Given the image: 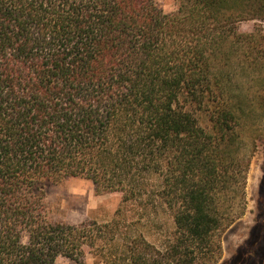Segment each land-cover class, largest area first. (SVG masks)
I'll use <instances>...</instances> for the list:
<instances>
[{
	"label": "trees",
	"instance_id": "trees-1",
	"mask_svg": "<svg viewBox=\"0 0 264 264\" xmlns=\"http://www.w3.org/2000/svg\"><path fill=\"white\" fill-rule=\"evenodd\" d=\"M258 19L264 0H0V264H217L249 165L233 59L264 69V25L238 24ZM68 178L119 194L114 217L55 220ZM128 205L168 216L159 244Z\"/></svg>",
	"mask_w": 264,
	"mask_h": 264
},
{
	"label": "rangeland",
	"instance_id": "rangeland-1",
	"mask_svg": "<svg viewBox=\"0 0 264 264\" xmlns=\"http://www.w3.org/2000/svg\"><path fill=\"white\" fill-rule=\"evenodd\" d=\"M155 2L165 13L176 8V0ZM258 23L264 25V20H242L238 24L239 32L248 33ZM233 63L234 84L238 86L234 91L237 96H242L237 100L241 120L236 131L239 132V146L247 154L249 165L245 211L221 234L222 252L217 264H264V69L259 61L243 60L238 64V59H233ZM236 99H233L234 104ZM120 200L117 193H96L91 181L85 178H68L47 189L50 214L55 220L71 225L110 221L121 206ZM124 209L127 220L133 222L130 234L142 233L151 242L159 244L160 239L171 230L172 224L166 214L148 212L149 216L138 222L135 207L128 205ZM56 264L109 263L87 249L79 261L58 257Z\"/></svg>",
	"mask_w": 264,
	"mask_h": 264
}]
</instances>
